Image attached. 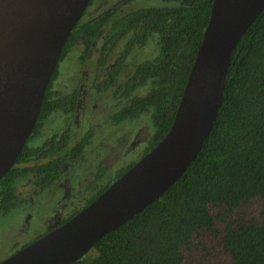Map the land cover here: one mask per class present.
<instances>
[{"label": "trees", "instance_id": "obj_1", "mask_svg": "<svg viewBox=\"0 0 264 264\" xmlns=\"http://www.w3.org/2000/svg\"><path fill=\"white\" fill-rule=\"evenodd\" d=\"M131 1L123 0L93 20L81 19L71 31L33 132L0 180L1 215L19 206V187L38 192L50 188L92 144L89 130L72 145L70 128L40 146L30 143L58 111L76 113L79 90L59 94L54 81L60 62L79 44L84 46L83 66L91 53L97 55L94 86L115 90L120 108L112 115L114 123L152 113L155 130L144 155L169 133L214 0H163L174 4L125 10ZM151 43L154 56L131 66L130 54ZM105 173L102 169L97 178ZM72 264H264V11L233 51L222 105L195 159L160 198L101 237L88 255Z\"/></svg>", "mask_w": 264, "mask_h": 264}, {"label": "water", "instance_id": "obj_2", "mask_svg": "<svg viewBox=\"0 0 264 264\" xmlns=\"http://www.w3.org/2000/svg\"><path fill=\"white\" fill-rule=\"evenodd\" d=\"M91 0H0V180L28 138L75 25ZM264 0H214L211 17L166 137L92 203L0 264H72L160 198L209 136L234 49Z\"/></svg>", "mask_w": 264, "mask_h": 264}, {"label": "rangeland", "instance_id": "obj_3", "mask_svg": "<svg viewBox=\"0 0 264 264\" xmlns=\"http://www.w3.org/2000/svg\"><path fill=\"white\" fill-rule=\"evenodd\" d=\"M121 1L96 0L83 19L88 21ZM173 4L163 0H133L125 10ZM154 50L153 43L135 49L129 56V64L132 66L153 57ZM82 51V45H78L60 62V74L54 81V89L59 94L67 95L74 92L81 82V90L86 94L80 106L86 108H80L74 116H66L58 111L46 121L40 136L30 143L40 146L54 134L71 128L72 145L89 130L93 131L92 144L85 146L84 157L79 163L69 164L50 188L39 192L35 187L25 185L18 188L21 199L19 206L7 215L0 214V262L85 208L96 191L116 180L124 168L139 161L150 144L155 130L152 113H144L138 119L125 120L119 125L114 123L112 115L120 108L118 100L114 99L115 90L101 92L96 89L97 55L92 54L91 60L88 59L83 66L79 60ZM102 169H106V173L97 178Z\"/></svg>", "mask_w": 264, "mask_h": 264}, {"label": "flooded vegetation", "instance_id": "obj_4", "mask_svg": "<svg viewBox=\"0 0 264 264\" xmlns=\"http://www.w3.org/2000/svg\"><path fill=\"white\" fill-rule=\"evenodd\" d=\"M95 1L96 0H94V2L91 4V5H89L88 6V8H87V10L85 11V13H84V16H83V18L85 17V15H87L88 14V12H89V9H90V7L92 6V5H94L95 4ZM103 13V12H102ZM102 13H100V14H98V15H96V16H94V17H92L90 20H93L94 18H96V17H98L99 15H101ZM82 18V19H83ZM90 20H88V21H90ZM79 45H81V44H79ZM82 47H84L83 45H82ZM75 48H77V46L75 47ZM74 48V49H75ZM94 51V50H93ZM92 51V52H93ZM92 54L93 53H91L87 58H86V61H85V65H86V62L88 61V59H89V61L91 60V58H92ZM81 55V54H80ZM79 60H80V56H79ZM81 62V61H80ZM84 68H86V67H84ZM82 76H83V74H82ZM82 78V77H81ZM81 82H80V86L77 88L78 90H79V99H78V101H79V104H78V108L76 109V112H77V114L79 113V111H80V108H83V107H85L84 105L83 106H80V105H82V102H83V95H85L86 94V92L84 91V93L82 92V90H81ZM92 86V85H91ZM90 86V87H91ZM98 91H100L98 88H96ZM55 90V89H54ZM76 90V89H75ZM87 90V89H86ZM81 91V92H80ZM101 92H104V91H101ZM86 108V107H85ZM61 112H62V110H60ZM76 114V113H75ZM76 120H77V115H76V118H75ZM122 123V122H121ZM117 124V123H116ZM119 125V124H118ZM69 129V128H68ZM71 129V128H70ZM88 132V131H87ZM86 132V133H87ZM85 133V134H86ZM55 135V134H54ZM53 135V136H54ZM52 136V137H53ZM82 157H84V153H83V156ZM97 192V191H96ZM22 249V248H21ZM17 252V251H16ZM15 252V253H16Z\"/></svg>", "mask_w": 264, "mask_h": 264}]
</instances>
